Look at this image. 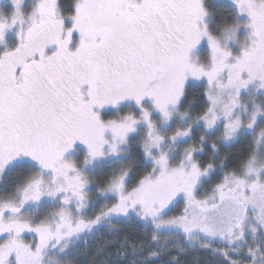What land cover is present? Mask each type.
Here are the masks:
<instances>
[{"label": "snow or ice", "instance_id": "snow-or-ice-1", "mask_svg": "<svg viewBox=\"0 0 264 264\" xmlns=\"http://www.w3.org/2000/svg\"><path fill=\"white\" fill-rule=\"evenodd\" d=\"M80 261L264 264V0H0V264Z\"/></svg>", "mask_w": 264, "mask_h": 264}, {"label": "trees", "instance_id": "trees-1", "mask_svg": "<svg viewBox=\"0 0 264 264\" xmlns=\"http://www.w3.org/2000/svg\"><path fill=\"white\" fill-rule=\"evenodd\" d=\"M242 148H243V145H237L235 148H233V149H231V150H228V151H230L231 153L235 154V153H237L238 151H240ZM225 154H227V151H225ZM128 231L135 232V229L130 228V229H128Z\"/></svg>", "mask_w": 264, "mask_h": 264}, {"label": "flooded vegetation", "instance_id": "flooded-vegetation-1", "mask_svg": "<svg viewBox=\"0 0 264 264\" xmlns=\"http://www.w3.org/2000/svg\"><path fill=\"white\" fill-rule=\"evenodd\" d=\"M242 145V144H241ZM134 229V228H133ZM79 264H86L84 261H80Z\"/></svg>", "mask_w": 264, "mask_h": 264}, {"label": "rangeland", "instance_id": "rangeland-1", "mask_svg": "<svg viewBox=\"0 0 264 264\" xmlns=\"http://www.w3.org/2000/svg\"><path fill=\"white\" fill-rule=\"evenodd\" d=\"M136 231V230H135Z\"/></svg>", "mask_w": 264, "mask_h": 264}]
</instances>
